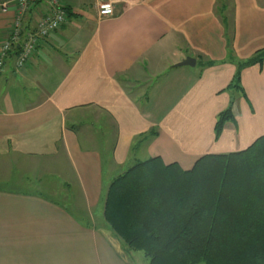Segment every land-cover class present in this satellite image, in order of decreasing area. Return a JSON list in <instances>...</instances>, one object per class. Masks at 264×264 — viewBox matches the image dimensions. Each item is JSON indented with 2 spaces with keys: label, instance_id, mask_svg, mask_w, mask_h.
<instances>
[{
  "label": "crops",
  "instance_id": "obj_1",
  "mask_svg": "<svg viewBox=\"0 0 264 264\" xmlns=\"http://www.w3.org/2000/svg\"><path fill=\"white\" fill-rule=\"evenodd\" d=\"M62 2L67 21L22 67L16 45L0 73V264H135L104 217L113 179L153 156L189 169L264 135V61L243 69L245 93L227 88L230 39L237 59L264 47V0H124L107 18L94 0ZM48 9L31 0L24 31ZM17 13L15 1L0 12V52ZM187 56L195 65H177ZM17 167L46 172L49 190L21 185Z\"/></svg>",
  "mask_w": 264,
  "mask_h": 264
},
{
  "label": "trees",
  "instance_id": "obj_2",
  "mask_svg": "<svg viewBox=\"0 0 264 264\" xmlns=\"http://www.w3.org/2000/svg\"><path fill=\"white\" fill-rule=\"evenodd\" d=\"M229 53L237 68L227 88L245 93L243 69L264 61V47L237 59L230 39ZM232 104L217 116L216 138ZM104 217L149 264H264V135L241 150L203 154L189 169L161 156L135 161L111 182Z\"/></svg>",
  "mask_w": 264,
  "mask_h": 264
},
{
  "label": "built area",
  "instance_id": "obj_3",
  "mask_svg": "<svg viewBox=\"0 0 264 264\" xmlns=\"http://www.w3.org/2000/svg\"><path fill=\"white\" fill-rule=\"evenodd\" d=\"M13 1L18 5V13L10 35L2 44L0 52V73L4 68L7 57L16 45H19L20 49L16 65L22 67L31 58L40 40L48 37L52 32L57 30L68 18L66 6L62 0H47L49 4L48 11L41 16L34 30L25 32L23 19L25 13L30 8L31 0H0V12L7 11ZM123 1L124 0H95L94 5L99 15L103 18H107L115 15L116 9Z\"/></svg>",
  "mask_w": 264,
  "mask_h": 264
},
{
  "label": "rangeland",
  "instance_id": "obj_4",
  "mask_svg": "<svg viewBox=\"0 0 264 264\" xmlns=\"http://www.w3.org/2000/svg\"><path fill=\"white\" fill-rule=\"evenodd\" d=\"M131 165V164H130ZM17 176L20 181H22L21 185L25 184L28 180H31L30 184H25V186H30L32 188H38L41 189L42 191L44 189L49 190V183L48 182H42L45 180L40 181L39 176L46 174V172H43L41 170H35L33 171L30 175H27L25 170L23 168L17 167ZM3 178L0 179H10V175L8 174H3ZM48 180V179H47ZM42 182V183H40ZM128 248V247H127ZM129 249V248H128ZM130 251H133L135 254H137V262L135 264H149V259L144 255L142 251H134L129 249ZM199 264H204V263H199Z\"/></svg>",
  "mask_w": 264,
  "mask_h": 264
},
{
  "label": "water",
  "instance_id": "obj_5",
  "mask_svg": "<svg viewBox=\"0 0 264 264\" xmlns=\"http://www.w3.org/2000/svg\"><path fill=\"white\" fill-rule=\"evenodd\" d=\"M196 63V59L191 57V56H187L184 59H182L180 62L177 63V65H195Z\"/></svg>",
  "mask_w": 264,
  "mask_h": 264
}]
</instances>
